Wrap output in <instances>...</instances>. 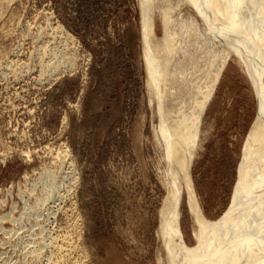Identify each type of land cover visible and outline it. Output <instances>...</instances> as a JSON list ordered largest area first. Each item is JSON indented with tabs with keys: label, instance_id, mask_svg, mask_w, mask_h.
I'll use <instances>...</instances> for the list:
<instances>
[{
	"label": "rangeland",
	"instance_id": "1",
	"mask_svg": "<svg viewBox=\"0 0 264 264\" xmlns=\"http://www.w3.org/2000/svg\"><path fill=\"white\" fill-rule=\"evenodd\" d=\"M140 4L0 0V264H34L32 249L42 242L50 255L53 239L72 227L84 264H167L157 233L165 159L149 101ZM258 6L264 24V0ZM156 27L162 36L158 17ZM238 53L206 108L191 167L213 223L239 195L260 111L254 76ZM49 177L56 190L47 197ZM181 209L193 247L185 197Z\"/></svg>",
	"mask_w": 264,
	"mask_h": 264
},
{
	"label": "bare ground",
	"instance_id": "2",
	"mask_svg": "<svg viewBox=\"0 0 264 264\" xmlns=\"http://www.w3.org/2000/svg\"><path fill=\"white\" fill-rule=\"evenodd\" d=\"M258 1L140 0L149 101L165 159L160 177L167 195L157 233L167 264H264V24ZM157 17L162 36L156 32ZM235 50L243 52L238 62L254 76L260 111L247 142L239 195L229 214L213 223L199 202L191 167L204 113ZM63 60L68 63L70 57ZM55 183L48 178L47 197ZM184 197L195 224L193 247L181 227ZM77 232L62 230L50 255L40 242L31 251L34 264H84Z\"/></svg>",
	"mask_w": 264,
	"mask_h": 264
}]
</instances>
